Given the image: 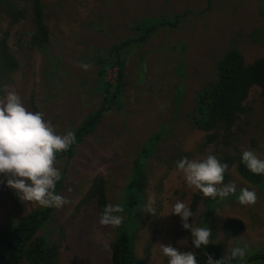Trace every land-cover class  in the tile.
I'll use <instances>...</instances> for the list:
<instances>
[{
	"label": "rangeland",
	"instance_id": "obj_1",
	"mask_svg": "<svg viewBox=\"0 0 264 264\" xmlns=\"http://www.w3.org/2000/svg\"><path fill=\"white\" fill-rule=\"evenodd\" d=\"M41 2L43 22L49 27L48 45L43 49L32 39L36 30L33 0H0V67L6 68H0V84L18 93L29 111L45 113L58 134L69 130L76 134L105 94L117 90L93 133L75 146V154L57 158L62 179L56 192L72 203L53 208L35 234L56 246L57 264H112L110 245L128 215L132 217L125 229L133 235L139 264H168L160 244L195 253L190 230L183 228L179 215L168 214L178 201L193 211L189 223L212 229L209 245L222 244L225 256L235 247L246 248L243 264H264L247 261L253 251L264 250V180L259 186L248 182L233 164L225 185L235 184L236 192L213 200L214 210L208 217L209 202L198 196L199 190L187 186L176 166L184 157L201 160L212 154L219 158L245 150L264 160V96L259 87L251 90L247 113L231 141L222 137L207 143V133L191 121L197 92L218 83L216 63L230 49L237 48L247 62L264 57V0ZM10 10L25 13L18 19ZM157 19L177 21L159 26L145 42L120 50L125 58L124 81L119 82L111 71L100 76L101 66L95 59L110 55L114 45L137 37L140 27ZM6 53L12 55L10 62ZM134 159L146 169V187L136 194L137 203L128 205L126 186ZM100 176L106 181L108 204L124 207L118 228L99 223L102 213L90 190ZM243 188L257 193L254 206L239 203ZM150 200L156 215L144 211ZM41 207L22 202L0 176L1 226L13 227ZM229 218L241 219L244 227L227 233L224 225Z\"/></svg>",
	"mask_w": 264,
	"mask_h": 264
},
{
	"label": "trees",
	"instance_id": "obj_2",
	"mask_svg": "<svg viewBox=\"0 0 264 264\" xmlns=\"http://www.w3.org/2000/svg\"><path fill=\"white\" fill-rule=\"evenodd\" d=\"M10 13L19 19L20 16L24 15L25 10L23 12H13L10 10ZM33 13L36 30L33 33L32 39L34 43L37 42L43 49L48 45L46 43L49 39V27L43 22V3L41 0H33ZM177 19L174 21L157 19L150 23V25L147 24L145 28L140 27V34L137 37L127 38L113 46L117 52L112 48L109 52L111 53L110 55L97 57L95 64L101 66L100 76L103 75L102 73L108 74L109 76V72L111 71L112 73L114 72L113 74H115L119 82H123L126 75L125 58L123 59L121 57L120 50L124 46L133 45V43L145 42L149 34L154 32L156 28L166 25L167 22L174 25ZM98 25H103V23H98ZM11 56L10 53H6L5 59L10 62ZM4 64L5 61H2V66ZM10 65H13V61ZM216 65L219 71V81L215 86L197 92L195 111L191 115L192 123L207 133V143L222 141V137H226L225 139L231 141L235 135L236 126L245 113H247L246 101L251 90L254 87H259L261 94L264 96V57L247 62L243 54L237 48H233L230 49L221 61L218 60ZM6 67L8 68V66ZM5 69L1 68V70ZM108 82L114 83V79H109ZM3 87L0 84V98L5 93L2 92L1 88ZM109 92L111 94H105L98 109L77 128L75 134L77 142L68 151L58 154L57 158L73 156L76 152L75 146L85 136L93 133L104 113L110 108L117 90L112 89ZM242 153V151H236L235 154L226 153L218 159L222 163H227L229 168L236 163L237 170L244 179L254 185H261L264 180V175H257L250 172L242 162ZM134 161V170L131 172L130 182L126 186L129 192L128 205L137 203L136 194L142 193L146 187V169L142 167L138 159H134ZM230 178V173L227 172L223 183L226 184ZM105 188L106 181L104 177L100 176L95 179L90 190L91 195L94 194L93 196L96 198L97 206L101 213L108 204ZM199 195L202 197L203 193L198 191ZM206 199L210 206L209 211L206 213L209 217L214 210L212 207L213 199ZM53 208L41 207L30 211L13 227L0 225V264H19L22 262H27L28 264H57L55 261L57 253L56 246L51 244L47 245L44 240L35 237L39 228L50 218L54 210ZM131 217V215L127 216L123 227L119 230L118 235L110 245V260L112 264H139L133 235L125 229ZM224 226L227 233L230 231L237 233L244 227V223L239 218H229ZM231 251L232 249L225 256V249L222 244L214 246L212 244L208 245L206 249L203 247L199 249L195 248V255L198 264H207L206 252L214 260H221V264H243V259H228ZM255 260L264 262V250L253 251L247 261Z\"/></svg>",
	"mask_w": 264,
	"mask_h": 264
},
{
	"label": "clouds",
	"instance_id": "obj_3",
	"mask_svg": "<svg viewBox=\"0 0 264 264\" xmlns=\"http://www.w3.org/2000/svg\"><path fill=\"white\" fill-rule=\"evenodd\" d=\"M82 67L87 68L88 65ZM3 91L6 95L0 98V176L6 178L7 186L26 204L59 209L72 203L56 192V184L62 179L56 164L57 155L68 151L77 142L75 132L69 130L66 134H58L45 113L29 111L20 95L9 91L7 85ZM242 162L253 174L264 175V160L253 151H243ZM176 166L183 174L187 186L199 190L206 198L215 200L219 197L223 200L236 192L235 184L223 183L229 166L215 155L209 154L201 160L184 157L176 162ZM237 199L241 205L254 206L258 196L254 190L243 188ZM144 211L157 214L151 200ZM123 212L122 205L109 203L103 209L99 223L118 228L123 222V216L119 213ZM168 214L181 217L183 228L190 230L193 237L194 248L206 249L213 243L210 227H194L193 223H189V217H194V213L186 203L176 202ZM160 247L163 255L168 258V264H198L193 251H180L164 244H160ZM205 254L207 264H221V260H214L207 252ZM245 255L246 248L235 247L228 259H243Z\"/></svg>",
	"mask_w": 264,
	"mask_h": 264
}]
</instances>
